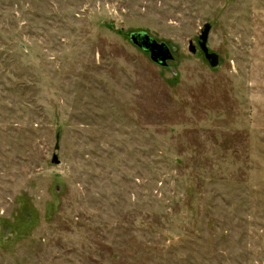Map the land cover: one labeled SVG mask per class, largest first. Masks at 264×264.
I'll return each instance as SVG.
<instances>
[{"label": "rangeland", "instance_id": "1", "mask_svg": "<svg viewBox=\"0 0 264 264\" xmlns=\"http://www.w3.org/2000/svg\"><path fill=\"white\" fill-rule=\"evenodd\" d=\"M0 264H264V0H0Z\"/></svg>", "mask_w": 264, "mask_h": 264}, {"label": "water", "instance_id": "2", "mask_svg": "<svg viewBox=\"0 0 264 264\" xmlns=\"http://www.w3.org/2000/svg\"><path fill=\"white\" fill-rule=\"evenodd\" d=\"M212 26L210 23H206L201 30V33L198 37V45L200 50L203 52L204 57L209 62L211 67L215 68L220 65V57L219 55L211 51L208 47V39L211 32ZM130 40L133 44L138 46L141 50L149 53V56L152 61L155 63L168 67L169 61L175 60V56L173 54L174 48H172L169 44L164 41H158L156 38L143 31H135L130 34ZM189 49L191 52H197V46L193 41H190ZM56 147H59L57 143ZM53 164H59L60 159L57 154H54L52 158Z\"/></svg>", "mask_w": 264, "mask_h": 264}, {"label": "flooded vegetation", "instance_id": "3", "mask_svg": "<svg viewBox=\"0 0 264 264\" xmlns=\"http://www.w3.org/2000/svg\"><path fill=\"white\" fill-rule=\"evenodd\" d=\"M198 42V41H197ZM199 46V45H198ZM169 62H171V61H169Z\"/></svg>", "mask_w": 264, "mask_h": 264}]
</instances>
